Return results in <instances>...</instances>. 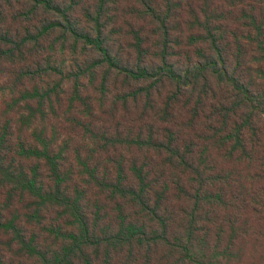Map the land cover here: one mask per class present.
Masks as SVG:
<instances>
[{
  "label": "trees",
  "instance_id": "obj_1",
  "mask_svg": "<svg viewBox=\"0 0 264 264\" xmlns=\"http://www.w3.org/2000/svg\"><path fill=\"white\" fill-rule=\"evenodd\" d=\"M0 264H264V0H0Z\"/></svg>",
  "mask_w": 264,
  "mask_h": 264
}]
</instances>
